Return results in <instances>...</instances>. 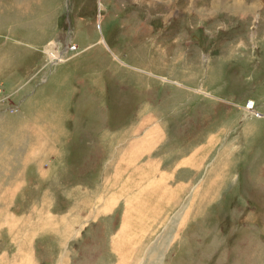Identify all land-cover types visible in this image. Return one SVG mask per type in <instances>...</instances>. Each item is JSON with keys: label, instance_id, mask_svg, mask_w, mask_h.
<instances>
[{"label": "rangeland", "instance_id": "obj_1", "mask_svg": "<svg viewBox=\"0 0 264 264\" xmlns=\"http://www.w3.org/2000/svg\"><path fill=\"white\" fill-rule=\"evenodd\" d=\"M0 152V264H264V0H0Z\"/></svg>", "mask_w": 264, "mask_h": 264}, {"label": "bare ground", "instance_id": "obj_2", "mask_svg": "<svg viewBox=\"0 0 264 264\" xmlns=\"http://www.w3.org/2000/svg\"><path fill=\"white\" fill-rule=\"evenodd\" d=\"M69 53V52H68ZM58 53H57V51L55 52V53H50V55H49V58H50V61H53V60H55L58 56ZM61 57V56H60ZM60 57L59 58H57L58 59V61L60 60ZM49 61V62H50ZM253 107H250V109H252ZM250 112H251V110H250ZM1 153V152H0ZM1 155L2 156H7V154L5 153V152H3V153H1ZM2 158L0 157V160H1ZM2 173V172H1ZM10 188H0V191H3L4 193H6V195L4 196V198H8L9 196H10ZM12 191V190H11ZM7 214L8 213H4V212H2L1 213V216H3L2 218L4 219V221H6L7 219H5V217L7 216ZM8 217V216H7ZM8 221H9V219H8ZM18 223V222H17ZM16 226V225H15ZM9 229V228H8ZM15 229V228H14Z\"/></svg>", "mask_w": 264, "mask_h": 264}]
</instances>
